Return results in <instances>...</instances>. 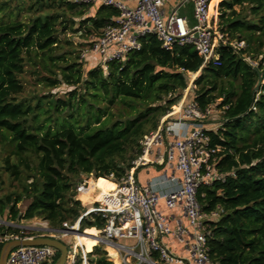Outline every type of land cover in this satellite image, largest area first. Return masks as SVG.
Segmentation results:
<instances>
[{
  "label": "trees",
  "instance_id": "obj_1",
  "mask_svg": "<svg viewBox=\"0 0 264 264\" xmlns=\"http://www.w3.org/2000/svg\"><path fill=\"white\" fill-rule=\"evenodd\" d=\"M91 7L75 0H0V192L8 188L0 193V217L39 218L53 229L79 220L82 233H99L104 219L83 216L80 201H101L102 190L115 188L110 176L126 174L142 153L143 136L157 130L189 88L187 102L202 112L212 105L221 111L206 134L210 147L220 149L216 167L225 178L197 191L209 216V257L213 264H264V0L219 1L217 31L226 41L215 49L219 66L202 65L191 45L166 50L146 35L123 63L84 72L80 51L119 15L113 7ZM76 35L81 43L72 40ZM26 70L47 94L34 104L24 96ZM82 177L102 190L88 194L89 179L76 200ZM5 235L31 234L0 226ZM77 248L87 264H112L102 245L83 239ZM71 264H82L79 253Z\"/></svg>",
  "mask_w": 264,
  "mask_h": 264
},
{
  "label": "built area",
  "instance_id": "obj_2",
  "mask_svg": "<svg viewBox=\"0 0 264 264\" xmlns=\"http://www.w3.org/2000/svg\"><path fill=\"white\" fill-rule=\"evenodd\" d=\"M97 1L106 7L116 8L119 15L91 39L88 47L80 51L81 60L89 55L101 56L104 58L102 69L106 71L108 62L123 63L129 53L140 48L141 37L153 35L166 50L174 45H191L202 58V65H220L215 49L226 41L214 29L210 16L212 0H177L172 5V11L167 13L164 12L166 0H75L86 4ZM126 1L133 5H127ZM189 4L192 7L190 19L177 13L179 8ZM243 46V42L237 44V47ZM250 64L257 66L255 62ZM187 93L160 120L157 130L143 136L140 141L142 153L131 162L126 174L119 180L110 176L109 180L115 188L103 200L92 203L83 214L99 213L104 219L105 227L99 231V243L108 244L116 251L119 264H213L206 240V220L209 216L201 211L197 191L201 186L224 181L225 175L216 167L220 149L210 147L206 134L205 120L210 115V107L202 112L196 103L186 101ZM167 119L170 120L166 122ZM149 165L164 168L165 174L140 185L137 172ZM175 171L180 174L179 177L174 175ZM164 184L174 185L175 188L158 190ZM87 188L86 181L78 183L76 194L83 193ZM161 201L167 209L179 207L188 226L178 222L176 229L172 230L157 209ZM210 216H216V213ZM77 222L65 225L64 229L50 228L46 221L29 226L9 223V227H16L21 234L31 235H5L0 237V244L16 238L62 240L74 237L70 231H80ZM170 234L184 245L186 257L174 255L161 243V238ZM126 241H132V244H124ZM56 253L48 246L17 247L9 253L6 264H52ZM73 261L74 256L70 257V264Z\"/></svg>",
  "mask_w": 264,
  "mask_h": 264
},
{
  "label": "rangeland",
  "instance_id": "obj_3",
  "mask_svg": "<svg viewBox=\"0 0 264 264\" xmlns=\"http://www.w3.org/2000/svg\"><path fill=\"white\" fill-rule=\"evenodd\" d=\"M166 1H170V5L168 4V10L169 12L172 11L173 7H172V2H176L177 0H166ZM219 1L220 0H212L211 2V7H210V16L212 18V23H213V26H214V29L217 30V24H218V17H219V7H218V4H219ZM99 5H102L100 1H97V2H94L91 4V9L90 11L93 12L95 11V9L99 6ZM178 14H188L189 16L188 17H191V14H192V7L191 5H186L184 7H181L178 9ZM74 41V43H81L82 42V39L80 38L79 35H76L73 37L72 39ZM216 44V43H215ZM104 61V58L101 57V56H93V55H89L87 56L86 59L82 60V66H83V71L86 72L88 70H92L94 68H96L97 66L98 67H102V62ZM195 76H191V79H194ZM22 81H23V84H24V87H25V93H24V96L27 97V99H32V104L35 103L36 99L37 98H40V97H43V95H47L46 94V90L43 88V85H40L38 84V82L36 81V79L32 76V74L29 72V70H26V72L22 75ZM191 84V81L190 83ZM62 89L63 88H59V97H62ZM189 93L188 96H186V98H189L191 92L189 91V88L184 92L185 93ZM184 94L182 96V98L184 97ZM43 103V102H42ZM43 105V104H42ZM175 107V106H174ZM171 108L172 110L174 109ZM220 115H221V111L217 110L213 105L212 107H210V115L209 117L205 120V125L207 128H210V127H213V123L218 121V119L220 118ZM39 120L40 121H43V114L39 117ZM61 125V121L59 120L58 121V126ZM51 129L52 130H55V125L54 124H51ZM216 129V128H214ZM0 156H3V148L2 146L0 145ZM144 169L141 168L140 169V172H142L141 170ZM89 179H92V180H95L94 178L92 177H82V181H86L88 183ZM139 181H140V177H139ZM95 184L93 183L91 185V187L88 188L87 190V193L90 194V188L94 187ZM8 191V188H4L2 192L0 193H5ZM97 194V191L94 192V194H92V196H95ZM79 194H76L75 198L76 200L77 197H78ZM28 200H23L22 202H20L18 205H17V208L23 212L28 204ZM81 205L85 208V209H89L91 208L92 206V203H82L80 201ZM94 203V202H93ZM0 221H5L7 223H12V224H16V225H31V224H41L43 223V220L42 219H39V218H33L31 220H21L20 222H10V221H7L5 220L4 218L0 217ZM0 226L2 227H8L7 225H3L0 223ZM12 229H17L16 227H11ZM78 228H79V222H78ZM100 231V230H98ZM69 241H68V249H69V256L72 257V256H75L76 254H80L81 257H82V264H87L86 262V253H84L82 251L81 248H75L74 245H73V237L71 238H68ZM64 243H67V239L65 240H62ZM83 239L81 238L80 240V243H82ZM127 244H132V241H127ZM99 245H102L104 248H105V245L104 244H101L99 243ZM114 264V263H113Z\"/></svg>",
  "mask_w": 264,
  "mask_h": 264
},
{
  "label": "crops",
  "instance_id": "obj_4",
  "mask_svg": "<svg viewBox=\"0 0 264 264\" xmlns=\"http://www.w3.org/2000/svg\"><path fill=\"white\" fill-rule=\"evenodd\" d=\"M127 5H133L132 2L130 1H126L125 2ZM170 3V1H166V5H165V8H164V12L167 13L168 12V4ZM175 2H172V5L174 4ZM170 5V4H169ZM183 16H189L188 14L184 13L182 14ZM189 19L191 17H188ZM208 129V128H207ZM142 172H140V169L139 171L137 172V180H138V183L140 185H144L145 183H147L149 180L151 179H154V178H158V177H161L163 176L165 173V169L162 168V167H157V166H154V165H149L147 167H144V169L141 170ZM168 175L170 174V172L167 173ZM174 175L176 177H179L180 174L175 171ZM139 177H140V181H139ZM93 182L95 183V181L93 180ZM96 185V183H95ZM93 189H96V190H102V189H98L96 188L95 186L92 187ZM90 188V191L91 189ZM173 188H175L174 185H171V184H164L163 186L159 187L158 190H172ZM104 191L106 194L108 193V191L106 190H102ZM100 200L99 199H95L94 202H99ZM157 209L158 211L165 217V219L167 220L170 228L172 230H175L176 227H177V223L180 222L182 226L184 227H187L188 226V222H187V219L184 217L183 213H182V210L179 208V207H176L174 209H167L164 205V203L161 201L157 204ZM185 240H187L188 238L185 236L184 237ZM80 240H81V237H76L74 236L73 237V245L75 248H77V245L80 244ZM161 243L171 252L173 253L174 255L176 256H179V257H186L187 256V252L185 250V247L183 244H181L178 239L173 235V234H170V235H166L164 237L161 238ZM124 244H127V241L124 242ZM109 250H111L112 252H114V254L116 255V260L118 261L119 263V258H118V254L116 253V251L108 244L105 245V251L107 253V256L109 258V260L112 262V264L114 263L112 261V257L109 255Z\"/></svg>",
  "mask_w": 264,
  "mask_h": 264
},
{
  "label": "water",
  "instance_id": "obj_5",
  "mask_svg": "<svg viewBox=\"0 0 264 264\" xmlns=\"http://www.w3.org/2000/svg\"><path fill=\"white\" fill-rule=\"evenodd\" d=\"M260 75L258 74V84L260 83ZM257 90V87L255 88ZM1 224L10 226L5 221H0ZM70 235L75 236L76 234H83L79 230H71ZM37 246H48L52 247L59 254L58 258L52 264H67L70 260L68 246L59 239H51L47 237H35V238H16L5 241L0 248V264H6L9 253L17 247H37Z\"/></svg>",
  "mask_w": 264,
  "mask_h": 264
},
{
  "label": "bare ground",
  "instance_id": "obj_6",
  "mask_svg": "<svg viewBox=\"0 0 264 264\" xmlns=\"http://www.w3.org/2000/svg\"><path fill=\"white\" fill-rule=\"evenodd\" d=\"M77 224H78V222H77ZM77 226H78V225H77ZM77 226H76V228H77ZM99 233H100V232H99ZM99 233H97V234H95V235L88 234V233H83V234H81V235L76 234L75 236L78 237V238L81 237L82 239L91 240V241H93V242L99 244V239H98V237H99ZM109 255L112 257V261H113L114 264H115V258H116V255H115L114 252H112L111 250H109Z\"/></svg>",
  "mask_w": 264,
  "mask_h": 264
}]
</instances>
